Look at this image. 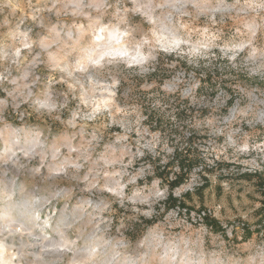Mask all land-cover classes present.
I'll list each match as a JSON object with an SVG mask.
<instances>
[{
  "label": "rangeland",
  "instance_id": "obj_1",
  "mask_svg": "<svg viewBox=\"0 0 264 264\" xmlns=\"http://www.w3.org/2000/svg\"><path fill=\"white\" fill-rule=\"evenodd\" d=\"M160 52L200 60L215 88L197 91L192 68L148 78ZM176 102L206 112L177 120ZM148 105L223 163L202 197L199 170L173 190L187 210L164 212L165 184L149 179L176 140L149 130ZM253 170L264 175V0H0V264H264V232L241 238L260 195L235 173Z\"/></svg>",
  "mask_w": 264,
  "mask_h": 264
},
{
  "label": "trees",
  "instance_id": "obj_2",
  "mask_svg": "<svg viewBox=\"0 0 264 264\" xmlns=\"http://www.w3.org/2000/svg\"><path fill=\"white\" fill-rule=\"evenodd\" d=\"M176 68H182L184 73H187L190 68H192V63L189 64V60L176 52L170 53H158L155 61L152 63L149 68L146 76L148 78H153L158 82L159 85L163 83L164 78L168 76L169 73L174 72ZM198 76V83L196 90L202 91L203 89L215 88V79L217 78L216 73L208 71L205 69L203 63L199 60L196 67L192 68ZM222 82V80L220 79ZM230 89L227 87V90ZM229 93L231 91H228ZM232 95L230 93L226 104L232 102ZM146 114V122L148 123V128L150 131L159 132L162 137L175 141L176 143L172 148L171 155L167 158L166 161L161 160L159 157H154L151 161L152 177L156 178L161 182H164L166 188V196L162 201V209L164 212L168 211L171 208H180L188 209L185 201L174 195L173 190L185 183L192 172L199 170L201 184L195 188L197 194L202 197L203 189L208 186V177L207 174L215 172L216 170H221L222 164L220 162L214 161V164H210L205 160V157L201 153V147L191 146L189 142L198 135V131L193 127L188 128L187 138L183 137V134L179 129H173L164 121V114L152 105H148L144 110ZM174 117L177 120H181L187 116L192 117L193 119L196 116H204L206 109H200V114L196 115L194 110L186 106H182L180 103L176 102L174 109ZM177 142H185L184 145L179 146ZM225 166H230L226 164ZM199 168V169H198ZM221 172V171H219ZM234 175V173H220L219 178L229 179V176ZM238 178L244 179L249 182H253L256 187L257 192L260 195V205L256 208L255 214L257 216L254 227L251 228L248 224L242 223L241 227V238L242 240H247L251 238L253 233H263L264 232V175L260 170H253L243 173H235ZM184 196H189V193H185ZM140 222H143V226L147 227L153 224L154 219L152 218H140ZM204 224L210 228L215 233H225L224 227L220 222L214 217L207 213L203 214ZM134 225H132L133 230ZM132 240L136 237H130Z\"/></svg>",
  "mask_w": 264,
  "mask_h": 264
}]
</instances>
